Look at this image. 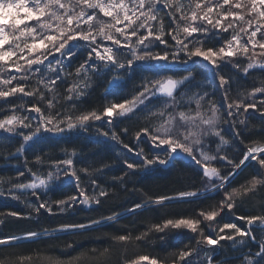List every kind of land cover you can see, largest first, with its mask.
Wrapping results in <instances>:
<instances>
[{
    "label": "snow or ice",
    "instance_id": "1",
    "mask_svg": "<svg viewBox=\"0 0 264 264\" xmlns=\"http://www.w3.org/2000/svg\"><path fill=\"white\" fill-rule=\"evenodd\" d=\"M78 54L84 59L74 73L66 71ZM227 66L244 76L257 70L264 73V0H0V132L9 139H19V146L8 156L24 157L29 175L27 180L21 179L25 171H18L14 179L0 177V197L21 201L30 209L26 213H0V217L30 220L34 214L38 218L42 210L54 214L55 207L66 213L78 205L98 210L103 199L114 194L93 175H102L107 166L77 168L73 159L76 150L63 149L64 158H49V170L41 174L28 167L25 156L26 151L48 139L45 134L59 137L87 131L98 121L110 126L98 129V135L138 158H124L126 169L113 180L123 183L129 174L189 159L200 169L201 180L208 185L205 191L223 193L219 201L195 215L148 222L135 235L130 231L107 233L109 245L102 249L83 250L65 259L36 248L7 253L0 257V264H111L117 249L119 264H233L226 254L215 258L218 248L224 252L222 241L230 242L227 247L237 251L250 242L257 243L256 251L242 253L239 264H264V136L247 143L242 139L245 130L264 129V76L250 89L237 87L234 96L233 86L238 82L224 74ZM101 74L112 76L109 84L124 76H138L140 83L131 98L108 101L91 110L79 107L93 87V78ZM197 75L204 76L206 84L198 81ZM68 77L74 79L61 92L58 82L63 84ZM250 116L259 124H250ZM133 117L141 118L145 126L134 132L137 143L130 146L121 138L128 134V128L115 129ZM142 140H147L152 150L140 147ZM236 141L244 150L240 157H230L228 150ZM34 156L37 165L44 164L41 154ZM252 162L257 166L255 173L231 186ZM225 168L229 170L225 172ZM58 183L72 185L74 194L54 201L42 199L37 190L46 193ZM25 194L38 203L33 205ZM199 195V189L156 197L145 193L142 202L125 211L135 214L163 207L166 202H191ZM249 201L258 207L257 212L234 211ZM222 213L233 216L234 221L220 223L217 218ZM123 215L113 211L87 222L3 235L0 252L18 249L22 241L52 238L57 232L83 236L103 224H119ZM235 221H243L244 226ZM204 222H208V232L201 227ZM4 223L0 218V225ZM173 230L195 234V244H186L163 258L146 253L128 256L129 246L138 248L154 234L166 236ZM74 243H66L62 250L71 249Z\"/></svg>",
    "mask_w": 264,
    "mask_h": 264
},
{
    "label": "trees",
    "instance_id": "2",
    "mask_svg": "<svg viewBox=\"0 0 264 264\" xmlns=\"http://www.w3.org/2000/svg\"><path fill=\"white\" fill-rule=\"evenodd\" d=\"M110 43V42H108ZM84 59L83 55H79L71 62L70 66L66 69L68 72L75 71L78 64ZM69 62L66 60L65 64ZM224 74L233 76L238 82L233 86V95L235 96L236 89L239 87L241 90L244 88L250 89L253 86V82L258 80L259 77L264 76V73H260L258 70L253 71L249 76H244L243 73H239L232 69L230 66L224 68ZM101 74L93 78V87L89 89L88 94L82 97V101L79 103V107L84 109L100 108L102 105L112 100H120L123 98H131L134 87L138 86L140 81L138 76H133L132 79H128L124 76L118 81L113 83H107L108 80L112 79L111 75L102 77ZM112 75H118L116 73ZM211 73H207V76L211 77ZM104 78V79H102ZM74 77H68L67 81L63 84L58 82V89L63 92L64 88L67 87L68 83H71ZM198 81H204V76L197 75ZM206 84V81H204ZM208 90L211 91V86L208 85ZM215 99L220 101V93L217 92ZM259 99V96L257 97ZM30 101L31 98H25ZM10 102L18 103L16 98H9ZM252 110H249L251 113ZM30 115H35L31 113ZM250 124L258 125L259 121L254 116L249 117ZM145 126L144 121L139 117H133L126 119L121 122L117 127L116 131L127 127L128 134L122 135V139L125 143H129L130 146L135 145L134 132L139 130L140 127ZM109 125L103 121L95 122L87 131L79 130L73 131L70 136L66 137L63 134L61 137L51 136L45 134L48 137L47 140L37 144L34 149L26 151L25 156L27 157L28 167L33 168L34 171H39L41 174L46 173L49 170V158L51 159H63V149H68L69 152L73 149L76 150L77 155L73 157L74 164L77 168L89 167L90 169H96L104 167L103 174L93 173L94 178L98 179L99 183L110 191V196L103 199V203L99 206L98 210L87 209L82 205H78L75 209L69 210L66 213H59L54 207V214H48L43 212L37 218L35 214L33 219H17L14 217H0L5 220V223L0 225V236L16 234L22 235L23 231L31 229L40 231L44 228L52 229L56 228L61 223L67 222H87L89 218H99L101 215L111 214L113 211L125 213L127 208L132 207L135 203L142 202L144 194L156 197L159 195H174L181 190H194L199 189L200 192L205 191L208 187L202 182L201 176L199 175L200 169L191 162L177 161L175 165L169 167L155 166L150 172H138L135 174H129L124 177L123 183L118 180H113V177H119L123 175L126 166L123 165L122 160L128 158L130 161L138 159L133 153H128L126 149H123L122 145L111 141L108 138L98 135L99 130H108ZM225 129H228V125H223ZM243 128V126H240ZM230 135V133H229ZM64 136V137H63ZM264 136V129L256 128L252 131H243L242 139L245 143L250 140ZM57 138V139H53ZM19 146L18 138H7V134L0 132V177L4 179H14L18 171H25L26 176L21 178L27 180L29 175L25 168V158L8 156V153L14 152L15 148ZM140 147L145 148L148 152L152 150L151 144L147 140H142ZM244 145L239 141L235 142V147L228 150L230 157H240ZM159 151V150H156ZM36 154H41L44 157V164L37 165L35 163ZM119 153V157L117 156ZM255 162L249 167L244 168L240 175L236 176L231 182V186H238L251 174L256 171ZM225 172L228 168L224 169ZM83 176V174H81ZM41 192V197L44 200L54 201L57 199L65 198L66 195L74 194V188L72 185L64 187L61 184H57L46 193L43 190H37ZM222 191L220 193L211 192L193 198L191 202L180 201V202H166L165 206H154L153 208L145 211L138 210L135 214L128 213L124 214L119 224H103L98 230L90 229L87 234L83 236H73L70 233L58 232L53 234L52 238L48 236L38 238L36 242L23 241L21 242L20 248H4L0 252V257L7 253H13L16 251L30 252L33 249H47L54 255L60 256L61 258H68L75 256L83 250L97 248L102 249L109 245V240L106 238L107 233L116 232L118 234H125L132 232L133 235L139 234L146 227L148 222H159L165 217H180L195 215L201 208H205L208 204L214 201H219L222 197ZM28 195V194H25ZM28 199L33 205L37 204L35 197L28 195ZM259 209L254 206L253 202L249 201L243 205L238 206L234 211L237 214H250L255 213ZM9 211H19L26 213L30 211L21 201L12 200L10 197H0V213H7ZM223 217V219H221ZM221 217L217 218L220 223L234 221V217L231 215L221 214ZM238 225L244 226L243 221H235ZM208 222H204L201 227H205ZM205 231H209L205 227ZM195 234L190 233L187 230H173L170 234L164 233L154 234L149 242L140 243L139 247L129 246L128 256L131 257L136 253H146L152 256L163 258L173 251H177L183 248L186 244L194 245L195 240L193 239ZM160 236H164V239H159ZM75 241L73 247L67 251H63V246L66 243ZM226 242V243H225ZM222 245L225 246L224 252L217 249V259L223 255L228 257L232 255L242 254L248 251L246 247H242L240 252L236 253L237 250L230 249L227 247L228 242L222 241ZM256 244V243H255ZM258 248V246L256 247ZM241 258L232 259L233 264H239ZM111 264H119V249L115 252Z\"/></svg>",
    "mask_w": 264,
    "mask_h": 264
},
{
    "label": "bare ground",
    "instance_id": "3",
    "mask_svg": "<svg viewBox=\"0 0 264 264\" xmlns=\"http://www.w3.org/2000/svg\"><path fill=\"white\" fill-rule=\"evenodd\" d=\"M105 75H102V77H104ZM102 79H104V78H102ZM137 143V142H136ZM141 143V142H140ZM140 145V144H139ZM187 159H184L183 161H185V162H191L192 164H194L191 160L190 161H186ZM195 165V164H194ZM196 166V165H195ZM196 167H198V166H196ZM199 169V168H198ZM211 192H214V191H211ZM211 192H209V193H211ZM202 193H204V191H202L201 192V194ZM209 193H207V194H209ZM204 195V194H203ZM199 196H201V195H199ZM123 214H128V212H125V213H123ZM208 232V231H207ZM58 233V232H57ZM226 243V242H225ZM228 244H230V242H228ZM258 245L257 244H255V242H250L249 243V245L247 246V248H246V250H242V251H249L250 249H251V251H256L257 250V247ZM219 249V248H218ZM238 252H240V251H236V253H238ZM239 256L240 257H242V254H239Z\"/></svg>",
    "mask_w": 264,
    "mask_h": 264
},
{
    "label": "rangeland",
    "instance_id": "4",
    "mask_svg": "<svg viewBox=\"0 0 264 264\" xmlns=\"http://www.w3.org/2000/svg\"><path fill=\"white\" fill-rule=\"evenodd\" d=\"M49 59H51V57L49 58ZM71 133L72 132H69V133H65V136L66 137H68V136H70L71 135ZM61 137V136H60ZM64 137V136H63ZM62 138V137H61ZM53 139H57V138H54L53 137ZM209 192H211V191H204V193H202L201 195H203V194H207V193H209ZM23 242V241H22ZM230 260H232V259H237V258H242V257H240L239 256V254L238 255H232V256H230V257H228ZM220 259V258H219Z\"/></svg>",
    "mask_w": 264,
    "mask_h": 264
},
{
    "label": "flooded vegetation",
    "instance_id": "5",
    "mask_svg": "<svg viewBox=\"0 0 264 264\" xmlns=\"http://www.w3.org/2000/svg\"><path fill=\"white\" fill-rule=\"evenodd\" d=\"M257 244V243H256ZM217 255H218V253L216 254V256H215V258L217 259ZM219 259V258H218Z\"/></svg>",
    "mask_w": 264,
    "mask_h": 264
},
{
    "label": "water",
    "instance_id": "6",
    "mask_svg": "<svg viewBox=\"0 0 264 264\" xmlns=\"http://www.w3.org/2000/svg\"><path fill=\"white\" fill-rule=\"evenodd\" d=\"M186 161H190L189 159H187Z\"/></svg>",
    "mask_w": 264,
    "mask_h": 264
}]
</instances>
